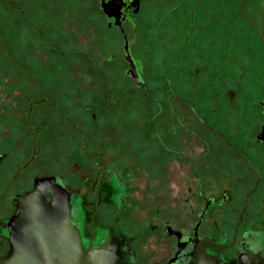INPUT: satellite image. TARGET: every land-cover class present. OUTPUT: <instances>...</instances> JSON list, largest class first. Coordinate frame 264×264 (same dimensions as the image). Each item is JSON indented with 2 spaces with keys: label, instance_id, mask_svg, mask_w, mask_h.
<instances>
[{
  "label": "flooded vegetation",
  "instance_id": "1",
  "mask_svg": "<svg viewBox=\"0 0 264 264\" xmlns=\"http://www.w3.org/2000/svg\"><path fill=\"white\" fill-rule=\"evenodd\" d=\"M98 2L110 27L121 30L124 23H128L132 30L137 29L141 41L139 44L144 42L143 30L146 25L140 19V0ZM197 11V8H188L183 18H180L182 28L172 25L173 33L170 32L172 35L168 48L172 60H169L167 68L164 66L163 53L154 60V76L157 77L155 83L150 85L146 79L144 63L133 60L131 56L141 83L136 86L127 73L131 65L125 60L123 52L126 63L124 75L141 91L135 97L149 96L157 106L146 130L151 133L150 139L168 148L169 184L174 188L185 187L186 190L185 196L180 198L171 192L173 197H178V202L172 206V213L167 218L157 217V222L148 223L149 228L157 234V240L153 242L155 248L147 253L140 252L135 243L141 234H130L124 230L121 215L128 203V173H117L111 162L122 160L123 155L108 150L113 139L122 138L111 134L118 128L112 126L109 120L104 132L96 121H93L95 125L87 127L81 118L62 111L59 100H52L38 86L41 98L37 100V91L29 82L34 95L28 98L24 116V126L31 134L28 146L20 142L21 138L15 140L0 137V261L11 255L14 242L20 235L16 224L18 198L32 189L35 179L55 177L59 181L60 177L59 166L54 173L33 176L32 165L40 153L37 143L41 130L33 120L35 108H38V119L46 116L45 119L51 120L58 132L59 119L66 121L68 129L81 139L82 152L79 154L78 150L74 156L94 161L97 176L91 186L94 200L87 203L92 207L89 212L79 206V191L69 188L60 177L65 187L74 193L72 221L85 250L89 245L107 248L109 264H193L192 252L198 242L203 245L206 255L217 258L222 264L237 263L245 253L264 258V60L258 67H249V60H237L239 64L236 66V60L222 58L221 48L220 55H217L216 49V57L211 58V52L210 59L207 46L204 51L206 57L192 60L188 50L192 44L194 23L198 22ZM262 23L264 31V20ZM162 27L160 20L155 30L157 36ZM123 35L125 40L127 36L125 33ZM177 42L178 47L175 46ZM153 43L161 45L160 40H154ZM160 48L163 49L162 46ZM90 61L95 65L93 60ZM94 70H98L97 73L107 79V75L97 65ZM131 96L125 95L119 102L114 89H111V106L122 109ZM166 112L167 120H161ZM110 113L109 110L104 113L105 119L111 116ZM124 124L123 130H118L121 134L127 131L128 126ZM13 139L16 142L12 143ZM69 155L73 157L72 153ZM107 159L110 163H103ZM177 159L183 161L182 170L180 165H176ZM177 171L180 172L178 175ZM182 175L191 178L190 181L193 177L198 190L193 189L189 180L183 186L179 184L176 178ZM105 192H109V200L115 204L118 215L112 222L100 223L97 213ZM45 198L49 200L50 196L45 195ZM179 204L183 206L182 211L175 210ZM85 212H88V218L84 216Z\"/></svg>",
  "mask_w": 264,
  "mask_h": 264
},
{
  "label": "rangeland",
  "instance_id": "2",
  "mask_svg": "<svg viewBox=\"0 0 264 264\" xmlns=\"http://www.w3.org/2000/svg\"><path fill=\"white\" fill-rule=\"evenodd\" d=\"M140 1V19L146 25L142 44H139L137 29L132 30L128 23H124L121 30L109 26L98 0H0V39L12 59L30 74L37 86L52 100H59L62 111L81 118L87 127L95 125L93 121H96L103 132L108 125L107 120L118 130H123V122L128 126L126 133L112 131L113 137L122 138L113 139L108 150L123 155L124 160L111 162L117 173H128V203L121 215L124 230L149 237L157 234L149 228L148 223L157 222V217L167 218L172 213V206L178 202L177 198L185 196L186 190L185 187L174 188L169 184L168 148L149 138L151 133L146 127L153 119L157 106L149 96L135 97L141 91L124 75L123 34L127 36L133 60L144 63L150 85L157 81L154 60L163 53L165 68L172 60L171 52H168L170 32L173 33L171 28L173 24L179 29L183 27L180 18L188 8L198 9V22L194 23L192 44L188 50L192 60L206 57L207 46L209 58L211 52V58H215V50L218 49L217 55L221 54L224 60H236V66L239 64L237 60H249V67H258L263 64L264 45L238 14L241 0H202V3H199L200 0H190L189 6L186 5L188 0ZM244 10L259 25L263 22L264 0H247ZM160 20L162 26L166 27H162L157 36L155 30ZM154 40H160L161 45L154 44ZM178 45L177 42L175 46ZM96 65L107 75L106 80L97 73L98 70H94ZM111 89H114L119 102L125 95L133 96L129 97L124 108L113 107L109 97ZM33 95L29 81L7 61L0 50L1 138H21L20 142L28 146L31 134L24 126V116L28 98ZM37 110L35 108L33 120L41 129L37 143L40 153L32 165L33 176L54 173L59 166V176L66 185L79 191V206L91 211L92 207L87 203L94 200V190L91 189L97 176L94 161L74 156L78 150L79 154L82 152L81 139L68 129L66 121L59 119L58 132L53 122L45 119L46 116L38 119ZM108 110L111 116L105 119L104 113ZM167 117L166 112L161 120H167ZM137 129L142 132H137ZM14 139L12 143L16 142ZM103 163H110L109 159ZM181 164L183 161L177 159L176 165L181 167ZM179 173L177 171V175ZM189 179L182 175L176 181L183 186ZM193 180L192 177L189 182L196 191L197 183ZM171 192L178 197H173ZM111 202L109 192H105L97 213L100 223L112 222L118 215L115 204ZM176 206V211H182V204ZM88 212L84 213L86 218L89 217Z\"/></svg>",
  "mask_w": 264,
  "mask_h": 264
},
{
  "label": "water",
  "instance_id": "3",
  "mask_svg": "<svg viewBox=\"0 0 264 264\" xmlns=\"http://www.w3.org/2000/svg\"><path fill=\"white\" fill-rule=\"evenodd\" d=\"M245 2L246 0L239 2L238 12L256 30L258 37L264 43L263 23L258 25L245 14ZM0 50L7 61L29 80L37 91V100H40L35 81L12 59L1 39ZM123 52L125 60L131 65L127 73L133 83L139 86L141 83L137 78L127 38L123 43ZM30 106L31 102L27 109V125H29ZM33 154L34 149L32 156ZM45 195L50 196V199L47 200ZM73 195L74 193L65 187L60 177L59 181L55 177L35 179L32 189L18 198L19 214L16 217V224L20 235L14 242L11 255L1 260L0 264H109L107 248H95L89 245L87 250L84 249L80 234L72 221L75 210ZM156 240L157 236L137 238L136 248L140 252H150L155 248L153 242ZM192 253L193 264H222L217 258L206 255L203 245L198 242ZM229 264H264V258L253 253H245L239 257L237 263Z\"/></svg>",
  "mask_w": 264,
  "mask_h": 264
},
{
  "label": "trees",
  "instance_id": "4",
  "mask_svg": "<svg viewBox=\"0 0 264 264\" xmlns=\"http://www.w3.org/2000/svg\"><path fill=\"white\" fill-rule=\"evenodd\" d=\"M188 2L190 3V0H188Z\"/></svg>",
  "mask_w": 264,
  "mask_h": 264
}]
</instances>
